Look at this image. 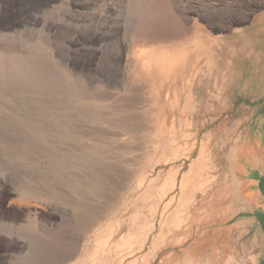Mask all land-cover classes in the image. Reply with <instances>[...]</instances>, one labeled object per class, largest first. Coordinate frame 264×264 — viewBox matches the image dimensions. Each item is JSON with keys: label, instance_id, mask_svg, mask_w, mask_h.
Listing matches in <instances>:
<instances>
[{"label": "bare ground", "instance_id": "obj_1", "mask_svg": "<svg viewBox=\"0 0 264 264\" xmlns=\"http://www.w3.org/2000/svg\"><path fill=\"white\" fill-rule=\"evenodd\" d=\"M58 1L0 0V191L18 198L20 210L19 219L0 221V233L21 236L10 237L0 261L133 264L129 258L144 250L156 223L176 215L169 213L176 196L155 194L157 180H149L158 163L144 166L148 152L162 149L154 112L170 101L193 102L203 67L215 64L218 39L197 23L204 16L197 7H175V16L159 6L163 0H107L95 19L74 30L69 21L89 3L68 0V20L47 19ZM213 16L220 30L245 21ZM178 21L183 34L160 33ZM41 33L57 57L71 50L68 63L87 74L90 87L102 83L105 94H78L67 76L52 71L30 46ZM189 177L182 176L181 188Z\"/></svg>", "mask_w": 264, "mask_h": 264}, {"label": "rangeland", "instance_id": "obj_2", "mask_svg": "<svg viewBox=\"0 0 264 264\" xmlns=\"http://www.w3.org/2000/svg\"><path fill=\"white\" fill-rule=\"evenodd\" d=\"M101 1L104 2L101 4ZM67 3L68 0H59L56 4L58 9L49 11L46 18L51 17L49 19L54 21L68 20ZM87 3L88 8L80 10L79 18L74 20L77 24L74 25L71 20L70 26L82 29L86 20L95 19L96 14L99 15L107 0H87ZM160 4L175 16V7L199 8L204 16L198 18L197 23L213 40L218 39V42L215 41L216 45L212 49L215 64L203 67L204 74L195 86L193 102L185 106L170 101L160 113L157 109L154 112L155 126L160 123L159 129L161 128V132L154 138L162 149L156 154L148 152L144 166L147 168L158 163L149 180H157L155 194L166 192L169 197L176 196L174 204L169 208V213L174 212L176 215L168 218V222L164 219L156 223L157 231L149 236L147 246L141 253L131 256L129 261L133 264H145L146 260L148 264H253V254L248 253L245 247L249 243L247 236H241V240H230L235 252L206 253L204 246L208 238L216 234L221 243V228L229 225L231 231L237 229H231L232 220L228 221L239 207L231 203L236 190L228 186L230 172L239 160L237 148L240 143H245L246 148H252L256 142V148L261 149V153L258 150L252 160L259 167H264V0H163ZM213 12L230 17L233 15L246 22L230 26L227 24L225 27L229 28L223 30L215 29L213 25L217 21H214ZM9 18L6 17L5 21ZM181 27L182 23L178 21L159 31L162 34H173L176 30L177 34H183ZM15 30H18L23 39L27 37L23 27H15L13 31ZM48 37L46 33H41L33 39L35 43L31 40L29 42L30 46L36 45L35 49L42 52L52 71L67 76L69 84L75 86L78 94L93 93L103 96L106 91L103 84L90 87L87 74L84 72L83 75V71L67 61L73 52L63 48L64 56L57 57ZM65 60L66 63L63 62ZM216 77L220 80L216 81ZM146 133L145 135H150V132ZM243 157L247 160L246 155H241ZM198 158H202V163L190 171ZM184 174H189L190 177L181 188ZM159 177L161 178L158 180ZM173 183L176 185L174 188ZM17 199L10 197L7 189H1L0 203L3 206L0 207V221L19 219V205L13 203ZM245 207L247 210L250 208L249 205ZM152 211L153 206L147 204L145 217L149 226ZM39 212L46 215L42 210ZM58 216L52 215L51 219ZM261 224L263 234L259 244L264 247V218ZM17 235L18 233L10 236L0 233V259L12 244L10 237H21ZM222 258L225 263L221 261Z\"/></svg>", "mask_w": 264, "mask_h": 264}, {"label": "crops", "instance_id": "obj_3", "mask_svg": "<svg viewBox=\"0 0 264 264\" xmlns=\"http://www.w3.org/2000/svg\"><path fill=\"white\" fill-rule=\"evenodd\" d=\"M253 144L252 148H246L245 143L243 145L240 143L237 148L239 160L237 161L236 167L230 172L231 180L228 187L236 190L231 203L239 207L236 213L233 214V217L229 218L228 221L230 219L232 220L230 224L231 229L234 227H237V229L231 231L229 225L221 228V243L218 240L219 235L216 234L208 238L204 247L206 253L235 252L233 245H230V240H234L235 238L241 240V236H247L249 243L245 247H247L248 253L253 254V264H264V247L259 244L263 234L261 221L264 218V167H259L252 160L258 150L261 153V149L256 148V142ZM242 151L246 152L243 153ZM241 155H246L247 160L244 157L241 158ZM246 205L250 206L249 210L246 209ZM221 261L225 263L224 258Z\"/></svg>", "mask_w": 264, "mask_h": 264}]
</instances>
